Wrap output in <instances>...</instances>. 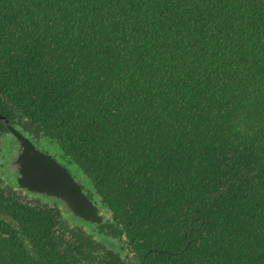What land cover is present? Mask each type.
Here are the masks:
<instances>
[{
	"label": "trees",
	"instance_id": "obj_1",
	"mask_svg": "<svg viewBox=\"0 0 264 264\" xmlns=\"http://www.w3.org/2000/svg\"><path fill=\"white\" fill-rule=\"evenodd\" d=\"M0 115L104 213L0 185V264H264V0H0Z\"/></svg>",
	"mask_w": 264,
	"mask_h": 264
},
{
	"label": "water",
	"instance_id": "obj_2",
	"mask_svg": "<svg viewBox=\"0 0 264 264\" xmlns=\"http://www.w3.org/2000/svg\"><path fill=\"white\" fill-rule=\"evenodd\" d=\"M5 119L15 136L6 170L12 171L17 186L34 195L58 201L65 211L78 222L100 224L104 221L103 208L96 204L82 188V179L75 178L68 167L52 154L36 147L30 137Z\"/></svg>",
	"mask_w": 264,
	"mask_h": 264
},
{
	"label": "rangeland",
	"instance_id": "obj_3",
	"mask_svg": "<svg viewBox=\"0 0 264 264\" xmlns=\"http://www.w3.org/2000/svg\"><path fill=\"white\" fill-rule=\"evenodd\" d=\"M7 138H10L9 140H11V137L10 135L8 134V136H6ZM37 148L42 150V151H45V152H48L50 154H52L53 156H55V158L59 161V162H63L64 159L60 157V154L56 153L59 152L58 148L56 147L55 144L51 143L50 141L44 139L42 136L40 137V139L37 140ZM9 152L7 153V156L9 157ZM60 153V152H59ZM4 160V157L3 159ZM7 160V159H6ZM0 164H2V162H0ZM71 173L73 174V176L75 178H80L82 179V183L84 182L83 178H81V176L79 175V173L75 170V169H72L71 170ZM6 184H9V186L12 187L13 190L16 191V193H18L19 195H21L22 197H24L26 200H29V201H34L35 199H37V196L30 193V192H27V191H24L22 189H20L18 186H17V180L15 179V177H13L12 175L8 176V174L6 173L5 171V166H1L0 167V185H6ZM43 201H47L45 198H41ZM105 215L108 217L109 214H106L105 212ZM75 223H73L74 225ZM79 227H84L85 229H89V226L88 225H85L84 223H81V224H78ZM90 233L95 235L97 233V229L94 227L92 229H89ZM125 242V240H124ZM126 243V242H125ZM125 243H122V246L126 248V245ZM121 245V242L120 244ZM121 246V247H122ZM124 249V248H123ZM127 249V248H126ZM122 256L123 257H128L126 255V251L124 250L123 253H122ZM133 257V256H131ZM129 259V258H128Z\"/></svg>",
	"mask_w": 264,
	"mask_h": 264
}]
</instances>
